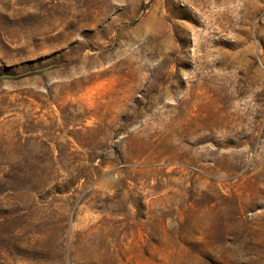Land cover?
Instances as JSON below:
<instances>
[{
	"label": "rangeland",
	"instance_id": "374dc122",
	"mask_svg": "<svg viewBox=\"0 0 264 264\" xmlns=\"http://www.w3.org/2000/svg\"><path fill=\"white\" fill-rule=\"evenodd\" d=\"M0 264H264V0H0Z\"/></svg>",
	"mask_w": 264,
	"mask_h": 264
}]
</instances>
